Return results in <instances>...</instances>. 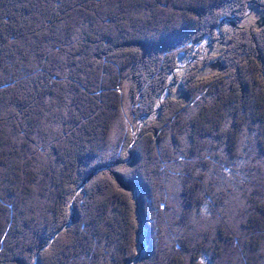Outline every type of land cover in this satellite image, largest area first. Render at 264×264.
Segmentation results:
<instances>
[{"label": "trees", "instance_id": "obj_1", "mask_svg": "<svg viewBox=\"0 0 264 264\" xmlns=\"http://www.w3.org/2000/svg\"><path fill=\"white\" fill-rule=\"evenodd\" d=\"M253 10L0 0V264H264ZM221 37L224 71L203 77L198 46Z\"/></svg>", "mask_w": 264, "mask_h": 264}, {"label": "rangeland", "instance_id": "obj_2", "mask_svg": "<svg viewBox=\"0 0 264 264\" xmlns=\"http://www.w3.org/2000/svg\"><path fill=\"white\" fill-rule=\"evenodd\" d=\"M264 19V14L257 10L250 11V14L248 17H245L243 20L239 21V25L242 27L247 28H255L258 26V28L264 27V21L261 20ZM260 21V26L257 25V23ZM235 27V25H234ZM236 30V29H235ZM234 28L230 25L225 26V30L221 32L225 35L226 32L229 33L228 36H230L231 33L236 32ZM224 44L225 41L222 40V37L220 40H217L216 42L212 41H205L203 44L199 45L198 47V56L201 57L199 60L200 63L203 65L202 70V76L203 77H210L214 76L217 73L224 71V55L228 53V51L224 52ZM179 68L181 71H179L178 75L180 77H183V75L186 73L187 70H184L188 65L194 63V60L190 59V56L187 57H179ZM236 66L233 63V67ZM174 88V87H173ZM180 87H176L173 90L175 98L178 99L180 96ZM170 97V96H169ZM166 99V97H164ZM157 115H154L151 120H153ZM147 146V145H146Z\"/></svg>", "mask_w": 264, "mask_h": 264}, {"label": "water", "instance_id": "obj_3", "mask_svg": "<svg viewBox=\"0 0 264 264\" xmlns=\"http://www.w3.org/2000/svg\"><path fill=\"white\" fill-rule=\"evenodd\" d=\"M261 21L263 22V21H264V19H262ZM260 24H261V23H260V21H259V22L257 23V25H259V26H260ZM233 25H235V24L233 23ZM142 248H143V247H142Z\"/></svg>", "mask_w": 264, "mask_h": 264}]
</instances>
